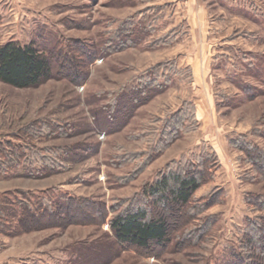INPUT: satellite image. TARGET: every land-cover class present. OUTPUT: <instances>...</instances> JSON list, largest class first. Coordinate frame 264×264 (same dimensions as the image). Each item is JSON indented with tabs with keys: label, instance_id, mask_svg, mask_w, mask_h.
<instances>
[{
	"label": "rangeland",
	"instance_id": "374dc122",
	"mask_svg": "<svg viewBox=\"0 0 264 264\" xmlns=\"http://www.w3.org/2000/svg\"><path fill=\"white\" fill-rule=\"evenodd\" d=\"M0 35L53 67L36 87L0 80V264H217L264 223V174L239 147L264 150V0H0ZM206 161L192 207L214 205L172 207L164 247L117 241L111 220L151 205L168 165Z\"/></svg>",
	"mask_w": 264,
	"mask_h": 264
},
{
	"label": "trees",
	"instance_id": "16d2710c",
	"mask_svg": "<svg viewBox=\"0 0 264 264\" xmlns=\"http://www.w3.org/2000/svg\"><path fill=\"white\" fill-rule=\"evenodd\" d=\"M125 47L126 44L121 42L116 49L120 50ZM52 74L53 67L48 56L33 44L21 45L14 41L7 43H1L0 41V80L2 82L24 89L36 87L50 80ZM239 147L246 150L248 154H254L253 161L256 162L254 164L264 174V166L262 165L264 150L248 144L239 145ZM9 155H11L9 158L11 157L10 161L12 162H17L18 158L22 160L24 157L22 151L18 153L16 151ZM208 162L206 161L204 166L201 165V168L196 166L189 169L168 165V172L158 178L149 188L148 195L152 197L151 205L147 202L142 207L130 208L111 220V230L117 241L123 246H129L138 251L149 250L154 244L162 247L169 245L175 237L173 225L177 223L176 221L170 222L166 217L172 207H177L176 210L177 212L179 210L180 213L185 209L192 212L196 211L193 214L190 212L191 218H196L201 211H206L217 202L215 200L217 196H214L212 201L204 202L198 210H193L192 207L197 191L207 180L205 178L207 176L210 178L213 175V168H208ZM144 194L147 195V192H144ZM1 197H3L4 202L2 211L9 212L12 209H17L14 204L18 198L14 193L8 192ZM66 199L70 202L80 200L72 197ZM48 200L47 195L43 194L41 201L46 204ZM250 201L264 209V196H253ZM8 205L12 206L7 208ZM26 210H28V216L35 220L54 217V211L49 206L41 207V210L36 212ZM159 210H163L164 214H160ZM214 224L215 220H208L207 218L206 225L202 226L204 231L199 234H192L194 236L191 238L198 243L202 235L206 233V228H211ZM249 224V232L244 235L239 248L224 252L217 264H264V223L249 220Z\"/></svg>",
	"mask_w": 264,
	"mask_h": 264
},
{
	"label": "crops",
	"instance_id": "0c3cea01",
	"mask_svg": "<svg viewBox=\"0 0 264 264\" xmlns=\"http://www.w3.org/2000/svg\"><path fill=\"white\" fill-rule=\"evenodd\" d=\"M203 11H204V10L201 8V10H200L199 12H196L195 14H196V15H198V14H200V15L202 14V15H203V14H204Z\"/></svg>",
	"mask_w": 264,
	"mask_h": 264
}]
</instances>
